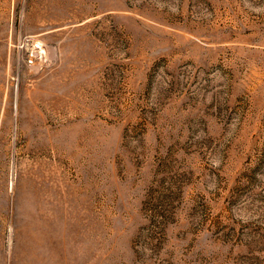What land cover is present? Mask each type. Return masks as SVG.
Instances as JSON below:
<instances>
[{"label": "rangeland", "instance_id": "obj_1", "mask_svg": "<svg viewBox=\"0 0 264 264\" xmlns=\"http://www.w3.org/2000/svg\"><path fill=\"white\" fill-rule=\"evenodd\" d=\"M0 264H264V0H0Z\"/></svg>", "mask_w": 264, "mask_h": 264}]
</instances>
